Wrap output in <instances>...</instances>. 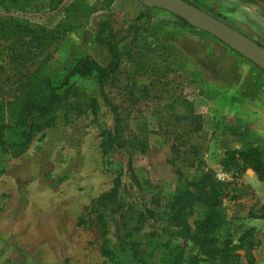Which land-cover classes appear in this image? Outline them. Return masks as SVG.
Listing matches in <instances>:
<instances>
[{"label": "rangeland", "instance_id": "obj_1", "mask_svg": "<svg viewBox=\"0 0 264 264\" xmlns=\"http://www.w3.org/2000/svg\"><path fill=\"white\" fill-rule=\"evenodd\" d=\"M183 1L264 46V5L257 0ZM146 8L150 22L119 45L115 75L102 85L92 77L71 78L72 90L52 125L19 157L9 145L16 136L6 138L0 151V264H113L100 254L103 237H113L117 225L129 230L139 214L144 227L136 239L160 231L156 213L182 179L204 169L223 186L221 212L232 243L245 235L236 251L240 264H264V182L233 161L249 147L264 157V72L211 35L142 0L0 5V17L40 29L25 64H11L0 47V120L12 122L7 102L22 95L28 79L58 84L83 57L107 66L109 52L95 42L99 24L107 22L121 38L128 26L145 22ZM104 130L118 136L106 155ZM117 174V202L97 205ZM117 206L120 212L112 214ZM200 217L197 211L190 222ZM120 262L130 264L125 254Z\"/></svg>", "mask_w": 264, "mask_h": 264}, {"label": "trees", "instance_id": "obj_2", "mask_svg": "<svg viewBox=\"0 0 264 264\" xmlns=\"http://www.w3.org/2000/svg\"><path fill=\"white\" fill-rule=\"evenodd\" d=\"M257 1L264 5V0ZM17 2L18 0H0V5L5 7L7 4L16 5ZM141 17L145 22L141 26H128L121 38L113 35V30L107 22L99 24L95 42L107 48L110 55L107 66L100 65L90 57H83L74 62L68 74L58 84H54L48 78H33L23 83L22 95L14 102H7V111L9 117L13 118L12 122L6 124L3 119L0 120V151L5 150L8 136H16L14 142L9 145L15 149L14 157H19L26 151L37 133L52 125L55 110L63 105L72 90L69 85L71 78L92 77L97 84L102 85L115 75L121 66L119 45L130 36L133 28L137 31L148 26L150 14L147 8ZM178 20L188 26L184 20L180 18ZM38 30H40L38 27L14 17H0V47L2 51L8 52L11 64L18 62L25 64L24 62L31 60L29 58L32 54L31 44L33 41L36 42L34 34ZM36 44L38 46L37 42ZM89 105L92 115H95L98 107L96 100H89ZM101 139L106 155L116 147L118 136L104 130ZM233 161H240L242 169H250L258 180L264 182V157L259 150L249 147L240 151L239 157ZM179 170L177 174L180 175ZM115 173L118 172L115 170ZM120 186V174H117L111 192L100 197L97 205L106 207L112 200L115 204ZM224 195L222 184L217 181L210 169H204L198 176L182 179V184L163 209L156 213L157 220L163 224L160 231L159 228H153L143 242L139 241L134 233L143 230L144 221L140 214L136 215L129 230L117 225L113 237H103L100 254L113 264H121V254L127 256L130 264H240L236 251L242 248L245 235L238 238V244L232 243L229 227L221 212ZM197 211L201 217L191 223L190 218ZM117 212H120L119 206L114 207L112 214ZM101 229L105 235L104 220ZM179 241L183 243L180 244Z\"/></svg>", "mask_w": 264, "mask_h": 264}, {"label": "water", "instance_id": "obj_3", "mask_svg": "<svg viewBox=\"0 0 264 264\" xmlns=\"http://www.w3.org/2000/svg\"><path fill=\"white\" fill-rule=\"evenodd\" d=\"M149 8H157L184 20L192 28L207 33L256 65L264 72V47L183 0H142Z\"/></svg>", "mask_w": 264, "mask_h": 264}, {"label": "bare ground", "instance_id": "obj_4", "mask_svg": "<svg viewBox=\"0 0 264 264\" xmlns=\"http://www.w3.org/2000/svg\"><path fill=\"white\" fill-rule=\"evenodd\" d=\"M168 1H171V0H168Z\"/></svg>", "mask_w": 264, "mask_h": 264}]
</instances>
